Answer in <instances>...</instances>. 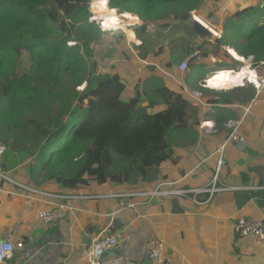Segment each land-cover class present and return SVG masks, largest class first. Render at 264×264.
Returning a JSON list of instances; mask_svg holds the SVG:
<instances>
[{"label":"trees","instance_id":"16d2710c","mask_svg":"<svg viewBox=\"0 0 264 264\" xmlns=\"http://www.w3.org/2000/svg\"><path fill=\"white\" fill-rule=\"evenodd\" d=\"M242 2L243 8L226 5L224 16L214 22L221 36L212 42V72L225 65L240 68L227 47L252 55L255 62L264 60V0ZM90 3L0 0V144L7 166L23 164L24 174L17 179L26 186L53 184L76 193L94 183L145 179L169 155L171 130L188 125L181 92L159 85L150 97L140 86L141 77L128 86L113 73L114 62L127 59L130 47L137 54L143 49L142 59L152 56L155 63L165 50L136 46L122 30L93 26ZM100 3L114 15L115 6L134 10L141 22L128 28L141 41L149 27L184 20L193 10L211 20L217 16L205 0L94 4ZM186 59L195 69L201 66L194 57ZM160 102L166 106L156 109ZM113 154L124 161L117 171L111 169ZM259 198L264 201V191Z\"/></svg>","mask_w":264,"mask_h":264},{"label":"crops","instance_id":"0c3cea01","mask_svg":"<svg viewBox=\"0 0 264 264\" xmlns=\"http://www.w3.org/2000/svg\"><path fill=\"white\" fill-rule=\"evenodd\" d=\"M239 3L236 2L239 8L246 6ZM192 13L206 18L196 11ZM220 13L221 10L216 12L219 18ZM134 21L141 22L138 16ZM214 22L209 23L219 30ZM123 31L129 42L139 43L133 31ZM163 49L165 55L156 63L152 56L151 61L142 59L143 54H137L133 47L128 50L127 59L114 62L113 73L128 86L141 77L140 86L148 96L155 97V88L164 85L168 90L181 92L187 102L188 125L171 130L169 155L145 179L134 176L121 182L94 183L76 193L53 184L26 186L17 179L24 174L23 164L7 166L5 148L0 145V240L22 241L24 250L31 252L26 257L23 251L14 250L9 264H85L86 245L116 230L127 233L129 240L106 251L104 261L120 257L135 264H264V240L235 231V221L241 217L264 223V201L259 198L264 189L218 192L209 204L201 206L170 195L119 210L121 194L156 186L174 189L206 184L214 170L215 150L227 140V121L239 118L243 113L241 106L249 104L240 128L246 147L238 150L233 142L226 143L222 177L230 185L264 187V82H247L244 78L255 72L242 68V62L240 70L225 65L212 72V50L209 54L194 51L189 58L194 57L201 66L195 69L188 64L187 70L179 72L178 65L169 60V50ZM226 49L229 52V47ZM241 57V61H246ZM248 59L255 62L252 55ZM224 69L232 70V76L221 81L222 72L228 71ZM242 71L248 75L238 77ZM255 71L264 76V66ZM184 88L200 95L188 94ZM165 106L160 102L156 109ZM65 196H73V214L52 224L41 221L39 210ZM131 199L140 202L137 196ZM152 240L160 243L161 263L149 259Z\"/></svg>","mask_w":264,"mask_h":264},{"label":"built area","instance_id":"2783aa9c","mask_svg":"<svg viewBox=\"0 0 264 264\" xmlns=\"http://www.w3.org/2000/svg\"><path fill=\"white\" fill-rule=\"evenodd\" d=\"M91 2L93 8L95 0H92ZM114 11L115 18H118V22H112V15L110 12L106 14H101V10H95L94 8L92 9V13L90 11V15L88 16V22H90L93 26H97L102 31H106L108 29L116 30L118 28H122V25L125 22V17L121 13L120 8L115 7ZM107 19H109V21H107ZM209 27L211 26L209 25ZM191 56H194V54L192 53ZM251 66L252 70L255 72L256 79H250L249 77L244 79L252 84H255L256 82H264V76L261 74H257L255 71L257 67L264 66V62H254ZM177 69L179 72H184L185 70H187V59H183L178 64ZM184 90L188 94H191L193 96L200 95V92L197 91H191L187 88H184ZM241 107L243 109L242 115L239 118L230 119L226 123L229 129L228 137L226 142L220 145L215 150L214 170L210 180L206 184L194 187H181L174 189H162L159 186H156L155 188L150 190L121 194L119 200V210L134 208L138 203H148L149 201H152L156 198H166L170 195L185 198L189 200L193 205L201 206L209 204L218 192L230 190L241 191L248 188L256 190L264 189V187H256L255 185H251L248 187L241 185H230L227 184L222 177V170L225 167L226 143L233 142L238 150H244L246 147V138L241 132L240 128L245 115L249 112L250 104ZM135 196L140 198V202L133 201L131 199ZM70 198H73V196L61 197L57 201L50 202L44 209H40L38 212L40 220L45 223L52 224L66 215H72L75 208L70 203ZM235 231L242 236L251 235L261 240H264V223L262 222V220H256L253 218L245 217L238 218L235 221ZM127 240H129V235L127 233L121 230H116L110 234L102 236L97 240L89 242L84 249L85 264H135L133 262L126 261L120 257H114L106 261L103 260V256L106 251L115 248L118 243ZM151 244L152 247L149 252V259L153 263H161L162 259L159 254L160 243L156 240H152ZM14 250L23 251V254L26 257L31 256V252L29 250H24V243L22 241L2 239L0 240V264H9L8 259L10 258Z\"/></svg>","mask_w":264,"mask_h":264},{"label":"water","instance_id":"95a60500","mask_svg":"<svg viewBox=\"0 0 264 264\" xmlns=\"http://www.w3.org/2000/svg\"><path fill=\"white\" fill-rule=\"evenodd\" d=\"M216 35L209 25L195 13H191L184 20H177L166 26L149 27L144 34V46L145 49L154 47L168 49L169 60L178 65L194 51L202 50L209 54L212 50L211 41ZM144 53V50L141 51V54Z\"/></svg>","mask_w":264,"mask_h":264},{"label":"rangeland","instance_id":"374dc122","mask_svg":"<svg viewBox=\"0 0 264 264\" xmlns=\"http://www.w3.org/2000/svg\"><path fill=\"white\" fill-rule=\"evenodd\" d=\"M92 1V0H91ZM206 1V3L208 4L207 6L209 7V8H211V6H212V12H213V9H214V15H216V12L219 10V9H215V7H217V8H221V13L219 14V15H221L222 17L224 16V12H225V10H224V8L226 7V5H231V6H238V4L236 5V2L237 3H239L238 2V0H205ZM241 3H243L242 2V0L240 1V3H239V5H241ZM91 5L89 6V9H90V11H91V13H92V2L90 3ZM237 8H239V6L237 7ZM172 9H177V6H174ZM194 11V10H193ZM193 11H191V13L193 12ZM110 13L112 14V15H114V13H113V11H111L110 10ZM121 13L123 14V16L124 15H135L136 16V18H137V14H136V12L134 11V10H128V9H121ZM218 16V15H217ZM217 16H215V17H213V19L211 20V19H208V18H200L199 16H197L199 19H201L203 22H205L206 24H209L212 28H213V30L215 31V32H217V35H216V38L217 37H220L221 36V30H217L215 27H214V25H211L210 23H212V21H216L217 20ZM114 17H115V15H114ZM216 18V19H215ZM134 18H127V17H125V22L123 23V27L122 28H118L119 30H122L123 31V28H125V29H127V30H131L130 28H128L129 26H133L134 24H137V23H134ZM116 22H118V20H117V18H116ZM210 22V23H209ZM139 24V23H138ZM213 24V23H212ZM118 29H116V30H118ZM116 30H113V29H108V30H106L107 32H114V31H116ZM132 31V30H131ZM124 32V31H123ZM124 34H125V37L130 41V39H129V37L126 35V33L124 32ZM140 42H142V44H144V41H141V40H139ZM75 43L74 42H72L70 45H74ZM143 50V49H142ZM229 52L228 53H230L231 55L229 56V57H231L233 60H237V61H240V62H242V68L243 67H247V68H250L251 69V65L254 63L252 60H249L248 58H249V56H246V57H244L245 58V60L246 61H241V60H244L242 57H241V55H239V54H237L235 51H234V49L233 48H230L229 47V50H228ZM139 52L141 53V51L139 50ZM24 60H26V58H24ZM254 60V59H253ZM212 64H214L213 62H212ZM242 68H239V70L240 69H242ZM220 71V70H219ZM247 73V72H246ZM246 73H244V74H246ZM243 74V75H244ZM84 87V83L82 84V85H80V87H78L80 90L82 89ZM1 145V144H0ZM113 157H114V159L116 160V162H115V165H112L111 166V169H112V171H117V170H119V168H120V166H122L123 164H124V161L120 158V157H118V155L117 154H113ZM37 168V167H36Z\"/></svg>","mask_w":264,"mask_h":264},{"label":"bare ground","instance_id":"6f19581e","mask_svg":"<svg viewBox=\"0 0 264 264\" xmlns=\"http://www.w3.org/2000/svg\"><path fill=\"white\" fill-rule=\"evenodd\" d=\"M94 9H95V10H101V14H106V13H108L107 11H105V7H104L102 4H96V6H95ZM111 18H112V22H116V18H115L114 16H112ZM107 21H109V19H107ZM243 72H244V71H242V72L239 74L238 77L243 76V75H242ZM244 75H248V73H246V74H244ZM231 76H232V73L229 72V71L222 72V75H221V77H222V78H221V81H226V80H228ZM249 78H250V79H256V77H255V73H254V75H253L252 77H249Z\"/></svg>","mask_w":264,"mask_h":264},{"label":"clouds","instance_id":"9594fccd","mask_svg":"<svg viewBox=\"0 0 264 264\" xmlns=\"http://www.w3.org/2000/svg\"><path fill=\"white\" fill-rule=\"evenodd\" d=\"M116 7V6H115ZM121 9V8H120ZM137 42H139L138 43V46H140V45H142V42H140L139 40L137 41ZM137 46V45H136ZM13 253V252H12Z\"/></svg>","mask_w":264,"mask_h":264}]
</instances>
